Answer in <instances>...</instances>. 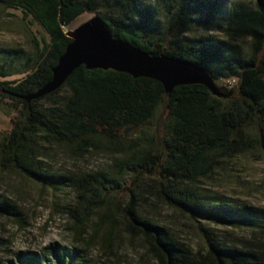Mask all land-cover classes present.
I'll use <instances>...</instances> for the list:
<instances>
[{
    "label": "trees",
    "instance_id": "obj_1",
    "mask_svg": "<svg viewBox=\"0 0 264 264\" xmlns=\"http://www.w3.org/2000/svg\"><path fill=\"white\" fill-rule=\"evenodd\" d=\"M8 5L32 15L50 40L37 51L0 47V104L14 114L11 131L0 132V174L14 171L58 190L73 187L76 231L97 217L108 224L109 238L120 223L145 242L157 264H264V207L205 195L196 185L222 159L255 145L264 152V0L229 7L227 0H8ZM87 11L115 38L152 56L190 61L215 82L237 83L223 88L226 97L202 84L168 93L152 78L82 65L58 90L27 99L53 80L74 41L65 28ZM14 76L24 77L8 79ZM138 132L112 170L70 176L54 171L47 159L57 149L79 158L102 143L120 150V141ZM140 189L200 223L206 252L195 254L170 227L145 214ZM21 215L18 203L0 193V217ZM212 225L249 230L254 238L233 244ZM7 263L88 260L82 248L52 243L41 251H17Z\"/></svg>",
    "mask_w": 264,
    "mask_h": 264
},
{
    "label": "rangeland",
    "instance_id": "obj_2",
    "mask_svg": "<svg viewBox=\"0 0 264 264\" xmlns=\"http://www.w3.org/2000/svg\"><path fill=\"white\" fill-rule=\"evenodd\" d=\"M237 1L241 0H227V6ZM245 1L253 3L256 0ZM96 15L87 11L65 28L66 33L73 32ZM49 40L46 31L32 15H25L21 7H10L8 0H0V47L37 51ZM23 77L14 76L8 79ZM233 82L235 81L221 79L216 85L223 92V88L234 87L236 84ZM9 110L6 105L0 104V132H10L13 127L14 114H10ZM139 136L140 132L130 133L126 139L120 141V150H114L102 143L79 158L57 149L47 159L54 171L70 176L112 170L116 160L127 154L128 147ZM142 143L140 141L137 147H141ZM196 185L205 195H221L237 202L264 207V152L255 145L237 157L222 159L214 164L210 172L201 175ZM0 193L18 203L22 212L20 218L0 217V264H8L7 261L17 251H41L52 243L84 249L88 264H157L148 252L145 242L132 238L120 223L109 238L106 235L108 224L97 217L86 228L76 231L71 216L76 199L73 187L54 189L11 171L0 174ZM139 193L145 214L157 223L170 227L179 240L188 245L195 254L206 252L207 246L199 231L200 223L161 203L143 189ZM203 224L207 225L205 222ZM212 227L233 244L254 238L249 230L217 225Z\"/></svg>",
    "mask_w": 264,
    "mask_h": 264
},
{
    "label": "water",
    "instance_id": "obj_3",
    "mask_svg": "<svg viewBox=\"0 0 264 264\" xmlns=\"http://www.w3.org/2000/svg\"><path fill=\"white\" fill-rule=\"evenodd\" d=\"M67 35L74 41L54 68L53 80L27 99L39 98L58 90L82 65L89 69L126 72L136 78H152L162 82L168 93L179 85L202 84L213 95L226 97L206 68L172 56H152L119 40L98 15Z\"/></svg>",
    "mask_w": 264,
    "mask_h": 264
},
{
    "label": "built area",
    "instance_id": "obj_4",
    "mask_svg": "<svg viewBox=\"0 0 264 264\" xmlns=\"http://www.w3.org/2000/svg\"><path fill=\"white\" fill-rule=\"evenodd\" d=\"M233 83H235V84H236V83H237V80H236L235 82H233ZM233 83H231V84H233ZM231 84H230V87L232 86Z\"/></svg>",
    "mask_w": 264,
    "mask_h": 264
}]
</instances>
